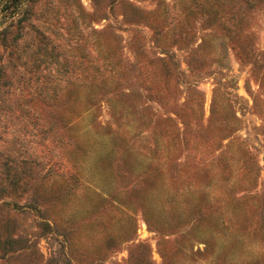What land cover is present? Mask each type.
Returning <instances> with one entry per match:
<instances>
[{
  "label": "rangeland",
  "instance_id": "374dc122",
  "mask_svg": "<svg viewBox=\"0 0 264 264\" xmlns=\"http://www.w3.org/2000/svg\"><path fill=\"white\" fill-rule=\"evenodd\" d=\"M0 264H264V0H0Z\"/></svg>",
  "mask_w": 264,
  "mask_h": 264
}]
</instances>
